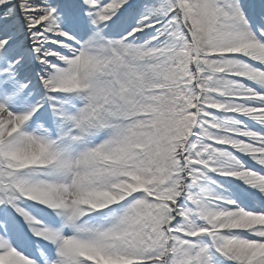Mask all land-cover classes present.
I'll use <instances>...</instances> for the list:
<instances>
[{
    "label": "snow or ice",
    "instance_id": "1",
    "mask_svg": "<svg viewBox=\"0 0 264 264\" xmlns=\"http://www.w3.org/2000/svg\"><path fill=\"white\" fill-rule=\"evenodd\" d=\"M0 264H264V0H0Z\"/></svg>",
    "mask_w": 264,
    "mask_h": 264
}]
</instances>
